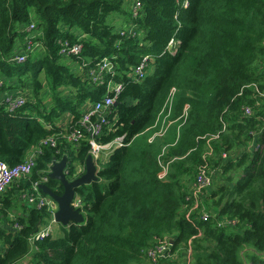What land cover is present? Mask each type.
I'll use <instances>...</instances> for the list:
<instances>
[{
  "label": "trees",
  "instance_id": "obj_1",
  "mask_svg": "<svg viewBox=\"0 0 264 264\" xmlns=\"http://www.w3.org/2000/svg\"><path fill=\"white\" fill-rule=\"evenodd\" d=\"M182 1L0 0V90L26 96L11 113L0 103V163L15 167L55 139L0 193V264H146L163 245L157 264H264V0ZM27 41L40 48L14 62ZM59 41L80 53L62 57ZM104 58L113 71L93 82ZM109 82L122 91L99 142L125 146L101 168L92 160L98 180L76 196L83 223L35 240L52 210L23 198L34 187L48 198L39 185L61 193L47 174L54 160L66 159L67 179L79 176L74 163L84 172L88 146L65 136L111 94ZM163 119L175 129L150 143ZM158 160L168 163L163 181ZM202 167L218 176L194 198Z\"/></svg>",
  "mask_w": 264,
  "mask_h": 264
},
{
  "label": "built area",
  "instance_id": "obj_2",
  "mask_svg": "<svg viewBox=\"0 0 264 264\" xmlns=\"http://www.w3.org/2000/svg\"><path fill=\"white\" fill-rule=\"evenodd\" d=\"M176 1H181V0H176ZM187 5H188L187 0H183L181 2L182 7H187ZM139 8L140 5L136 1L134 5L133 4L131 5V11L133 16L137 13ZM32 28L33 25H29L25 29V31L32 33ZM35 44L38 43L27 41L25 46L26 53L19 56H14L12 60L17 63L23 62L27 54L33 53L35 49L39 47V44L37 46H35ZM58 44L60 46L59 54L64 58H68L69 56L77 55L80 53L81 46L78 44L69 45L61 41H59ZM173 45L174 43L170 42L167 48L171 49ZM146 59L147 58H144L141 61L140 66L135 70L133 74L135 78L139 77L137 79H141V80L144 78L146 73L144 72V68L147 65ZM112 71H113V66L111 62L108 59L104 58L103 60H101V64H97L96 71L92 72L93 82L101 83L102 82L101 79L104 76L103 74L112 73ZM107 88L111 92V94H106L100 100L90 104L87 111L81 115V119L76 124L77 127L75 128V130H73L71 133L65 136V141L67 144L75 145L78 144L79 142L84 141L89 149L88 155L91 156L94 162L100 160L101 157L103 158L109 157V155H111V153H113L116 149L125 146L122 138H117L107 143L99 142V139L103 134L104 127L108 125L109 111L114 106V103H116V100L122 91L121 85L113 84L111 82L108 83ZM4 102L7 112L11 113L21 108L26 102V99L19 93H9L8 96L4 99ZM245 114L250 115L251 112L249 110H246ZM167 123L168 122L163 121L161 127L159 128V131L155 133V135L152 136L149 141H152L155 137H162V134L164 133V128ZM39 146L40 147L36 148V154H40L41 149L46 147L55 148L54 137L48 138L46 141H42L41 143H39ZM158 164L160 167V171L157 176L159 180L163 181L168 172V163H163L161 160H158ZM51 165L52 163L48 165L47 173L50 172ZM34 166H35V157L33 156L26 158L21 164L12 168L8 167L4 163H0V193L13 180L25 178L28 175H30ZM72 167L74 168L75 173L77 175L79 174L80 176L84 173V172H78L76 165ZM63 173L67 178L68 170L66 168L64 169ZM212 185L213 182L211 180V175L209 174V171L207 170V168L202 167V169L200 170L199 174L196 177V182L194 184V191L192 193L194 194V196L192 197L196 198V195L201 194L203 190L209 189ZM32 191L33 194L29 196H24L23 198L24 203L28 207H34L38 210L42 208H47L48 210H52L50 222L45 227L40 228V230L36 233L34 237L35 240H40L43 237H46L53 232V228H52V224H54L53 213L55 212L56 209L54 202L50 198H45L37 193L36 187H34ZM195 204L194 207H192V209L190 210V212L197 208L196 207L197 205ZM72 207L74 209H78L80 207L79 198L77 197L74 198L72 202ZM207 216L208 214L206 212L200 213V218L202 220L206 219ZM167 251H168V247L166 245H163L157 247L154 250H148L147 256L151 264H157L158 262L157 259L163 256Z\"/></svg>",
  "mask_w": 264,
  "mask_h": 264
},
{
  "label": "water",
  "instance_id": "obj_3",
  "mask_svg": "<svg viewBox=\"0 0 264 264\" xmlns=\"http://www.w3.org/2000/svg\"><path fill=\"white\" fill-rule=\"evenodd\" d=\"M117 103H114L116 106ZM66 167V159L53 161L48 177L51 180L57 181L61 186L59 195L52 192L46 185H39V189L44 195L49 197L56 205V210L53 213V221L55 224L67 226L69 224H82L84 221L83 215L72 207L74 198L79 194L81 187L97 182V168L95 167L90 155L85 161L84 173L72 180L65 177L63 171Z\"/></svg>",
  "mask_w": 264,
  "mask_h": 264
},
{
  "label": "rangeland",
  "instance_id": "obj_4",
  "mask_svg": "<svg viewBox=\"0 0 264 264\" xmlns=\"http://www.w3.org/2000/svg\"><path fill=\"white\" fill-rule=\"evenodd\" d=\"M116 24H117V26H118V24H119V21L117 20V22H116ZM119 27V26H118ZM121 27V26H120ZM39 44V43H38ZM38 44H35V46H37ZM40 48V45H39V47H37V49H39ZM17 81V80H16ZM15 82L13 81L12 82V84H14ZM20 87H21V85H20ZM19 87V88H20ZM13 93H18V90H13ZM25 93L26 94H28V92H27V90L25 91ZM22 95H24V93H21ZM8 96V94H5L4 96H3V100L6 98ZM24 97H26L25 95H24ZM163 121H165L164 119L162 120V122ZM161 125H162V123H161ZM175 129V123H173V122H168L167 124H166V126H165V128H164V133L162 134V136L164 137V136H167L170 132H172L173 130ZM176 131H177V128H176ZM150 143L152 142V141H149ZM247 146H249L251 149L253 148V146L252 145H247ZM162 151H164V148L162 149ZM105 159L103 158V157H101L100 158V160H98V168H101V167H103V162L102 161H104ZM74 165H76L77 166V170H78V172H83L82 170H81V167H79L77 164H75L74 163ZM212 177H213V175H214V177L216 178L217 176H218V174L213 170L212 171V173L210 174ZM212 177H211V180H212ZM192 196H194V194H192ZM200 197V196H199ZM198 203L199 202H196V204L195 205H198ZM192 207H194V206H192ZM197 207V206H196ZM196 209H198V207L196 208ZM232 224V223H231ZM46 226V225H45ZM45 226H42V227H45ZM58 226H59V224H52V228L55 230L56 228H58ZM185 258H187V259H189V253L187 252L186 253V255H185ZM186 264H187V261L185 262ZM185 263H183V264H185Z\"/></svg>",
  "mask_w": 264,
  "mask_h": 264
},
{
  "label": "crops",
  "instance_id": "obj_5",
  "mask_svg": "<svg viewBox=\"0 0 264 264\" xmlns=\"http://www.w3.org/2000/svg\"><path fill=\"white\" fill-rule=\"evenodd\" d=\"M7 93H9V92H7V91H5V90H3V91L0 90V103H1V104H2V101H3V96H4L5 94H7ZM11 93H13V92H11ZM61 125H65V122L61 123ZM31 156H33V157L36 156V147H34V149L31 150V151L28 153L27 158H29V157H31ZM55 209H56V205H55ZM19 211H20V210H19ZM15 212H16V211H14L13 214H14ZM1 223H4V222L0 221V225H3V224H1ZM146 264H151V262L148 260V262H147Z\"/></svg>",
  "mask_w": 264,
  "mask_h": 264
},
{
  "label": "clouds",
  "instance_id": "obj_6",
  "mask_svg": "<svg viewBox=\"0 0 264 264\" xmlns=\"http://www.w3.org/2000/svg\"><path fill=\"white\" fill-rule=\"evenodd\" d=\"M58 162V161H57ZM53 163V162H52ZM66 168V167H65ZM47 174H49V173H47ZM69 180H72V179H69ZM49 198V197H48Z\"/></svg>",
  "mask_w": 264,
  "mask_h": 264
},
{
  "label": "bare ground",
  "instance_id": "obj_7",
  "mask_svg": "<svg viewBox=\"0 0 264 264\" xmlns=\"http://www.w3.org/2000/svg\"><path fill=\"white\" fill-rule=\"evenodd\" d=\"M98 64H101V61H99Z\"/></svg>",
  "mask_w": 264,
  "mask_h": 264
}]
</instances>
